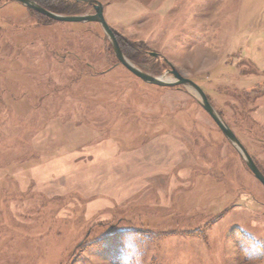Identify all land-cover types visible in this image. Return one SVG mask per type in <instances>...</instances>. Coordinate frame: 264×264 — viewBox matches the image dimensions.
<instances>
[{
    "label": "rangeland",
    "instance_id": "rangeland-1",
    "mask_svg": "<svg viewBox=\"0 0 264 264\" xmlns=\"http://www.w3.org/2000/svg\"><path fill=\"white\" fill-rule=\"evenodd\" d=\"M97 1L148 51L135 65L197 83L264 171V0ZM236 229L264 245V186L195 93L134 76L98 23L1 1L0 264H245Z\"/></svg>",
    "mask_w": 264,
    "mask_h": 264
},
{
    "label": "water",
    "instance_id": "water-1",
    "mask_svg": "<svg viewBox=\"0 0 264 264\" xmlns=\"http://www.w3.org/2000/svg\"><path fill=\"white\" fill-rule=\"evenodd\" d=\"M2 0H0L1 3ZM17 2L24 7L33 10L51 20L66 22V23H98L102 26L106 36L108 37L114 55L122 66H124L134 76L141 79L144 83L154 85L163 88H172L182 86L187 89L191 94L195 93V98L198 99L199 104L206 111V113L213 119L216 125L219 127L224 137L230 142L231 145L237 150L241 159L245 162L247 168L252 174L262 183L264 186V172L256 164L252 156L249 154L245 146L239 140L234 131L230 128L227 122L218 113L213 104L209 101L206 93L203 89L195 83L193 80L184 77L177 69L173 68L169 73L173 76V79L166 78L165 76L157 77L147 73L141 68L133 64L123 53L122 48L118 42L114 29L109 25L105 18V7L97 0H77L87 2L94 10L93 14L83 15H62L45 9L33 0H11ZM150 56L154 58L160 57L156 52H150Z\"/></svg>",
    "mask_w": 264,
    "mask_h": 264
},
{
    "label": "trees",
    "instance_id": "trees-1",
    "mask_svg": "<svg viewBox=\"0 0 264 264\" xmlns=\"http://www.w3.org/2000/svg\"><path fill=\"white\" fill-rule=\"evenodd\" d=\"M40 6L45 9L52 11L57 14L62 15H83L91 9L87 2L77 1V0H33ZM121 46V44H120ZM125 56L131 60L134 64L138 65L140 61H145L147 59L148 51L145 48H139V57L141 60H135L132 56H129L121 46ZM114 53V52H113ZM152 60L159 62V58H153ZM264 172V171H263ZM126 234L121 235V238L125 239ZM128 238V237H127ZM232 240L235 242L238 251L240 262L245 264H255V263H264V245L256 242L250 235L244 233L243 231L236 229L231 234ZM148 238H141L140 234L130 233L125 245L127 253L134 255L135 257H144ZM125 251V252H126Z\"/></svg>",
    "mask_w": 264,
    "mask_h": 264
}]
</instances>
